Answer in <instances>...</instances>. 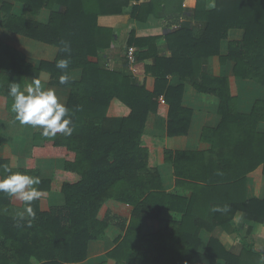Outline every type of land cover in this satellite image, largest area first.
<instances>
[{"label":"trees","instance_id":"trees-1","mask_svg":"<svg viewBox=\"0 0 264 264\" xmlns=\"http://www.w3.org/2000/svg\"><path fill=\"white\" fill-rule=\"evenodd\" d=\"M134 1V19L154 16L173 26L166 34L172 55H160L157 37H137L132 31L123 57L129 64L128 49H136L131 74L91 59L114 40V31L100 26L99 17L122 14ZM43 9L50 11L45 23L38 20ZM183 13V0H0L2 28L58 48L55 61L35 66L24 53L0 42V93L12 100L11 83L22 86L27 77L47 71L52 85L70 89L65 106L73 127L70 136L44 137L42 129L35 134L46 141L49 156L64 159L50 180L41 178L35 153L22 169L0 159L1 178L10 174L4 171L7 166L13 173L38 177L35 187L41 191L52 190L56 182L65 198L61 206L34 200L35 219L29 227L26 220L14 219L22 209L0 192V264H87L101 251L111 224L124 231L105 254L116 264H259L262 253L250 238H244L239 254L215 236L201 252L200 233L217 228L233 232L238 211L250 221L264 222V199L246 196L247 175L264 167V135L258 131L264 101H257L250 114L240 113L229 78L204 70L208 58L219 56L221 64L233 62L236 77L264 86V0H196L192 17L181 20ZM232 29L243 30L244 36L230 41L224 56L221 45ZM61 42L70 52L60 50ZM60 59L70 61L65 84L59 82ZM74 69L82 72L79 80L70 78ZM143 73L155 78L153 91L136 78ZM170 76L218 98L222 119L218 127L203 131L202 138L211 143L208 151L165 149L177 182V189L168 192L157 163L165 139L148 136L145 129L154 113L168 119L169 137L189 132L193 112L182 104L184 84L170 85ZM109 118L119 120L118 129H105ZM109 200L131 206L130 219L112 212L100 219Z\"/></svg>","mask_w":264,"mask_h":264},{"label":"crops","instance_id":"crops-1","mask_svg":"<svg viewBox=\"0 0 264 264\" xmlns=\"http://www.w3.org/2000/svg\"><path fill=\"white\" fill-rule=\"evenodd\" d=\"M144 1V0H141ZM137 2H132L122 14L102 15L99 17V25L105 28H111L114 31V40L112 45L100 52L98 57L91 60L99 62L101 65L114 70H126L134 73V66L126 64L123 57L126 54L129 35L132 31L137 37H157V44L160 47V55L170 57L172 52L168 49L166 34L173 28L167 23L154 16H150L147 21H138L132 17V8ZM196 7V0H183L184 13L181 20L192 17ZM50 11L43 9L38 15V20L42 23L48 21ZM244 31L241 29H232L229 32V38L224 40L221 45V54L227 55L230 41L241 40ZM0 42L11 46L24 53L35 66L41 62H53L58 55V48L26 36L14 33L0 26ZM39 42V44L37 43ZM149 62H152L151 60ZM204 70L212 75L225 76L229 78L231 94L237 100L238 111L242 114H250L257 101H264V86L240 77L233 73V62L228 61L221 64L219 56L208 58L204 63ZM81 70L71 71L70 78L79 80ZM136 78L146 85L150 91L154 90L155 78L150 74L136 75ZM34 79L41 81L42 88L53 90L58 101L67 104L70 89L68 87L54 86L51 84V76L47 71H42L38 77L29 76L25 79L21 89L32 84ZM169 84L177 86L184 84V94L182 104L193 112L190 129L184 136H168V119L158 114L150 113L145 132L148 136L161 137L165 139V148L158 149L157 163L162 178V184L165 191H174L176 187V176L174 165L165 160V149L171 151H208L211 143L202 138L205 128H216L221 123V117L218 113L219 99L208 94L200 93L191 84L180 79L178 76H170ZM13 99L0 93V159H8L10 166L14 169L27 167L28 161L37 154L36 165L43 180L53 178L56 170L62 169L64 159L61 157L49 156L45 150L46 141L37 140L35 134L41 129L30 125H21L15 120V113L12 111ZM105 129L116 130L119 126L117 118H109L103 122ZM258 131L264 135V122L258 124ZM1 178V177H0ZM58 184L52 185V190L41 191L39 200L48 206H61L65 203L64 195L61 193ZM190 195V191H188ZM246 196L248 199H264V167L259 166L249 173L246 177ZM12 203L24 209V205L12 197ZM107 212H112L123 219L129 220L132 214V207L113 200H109L102 207L99 213L100 219H104ZM234 231L228 232L222 228H217L213 232L202 230L200 233L201 245L200 251L204 252L211 237H217L224 247L239 254L242 250L244 238H250L256 249L262 253L259 264H264V222H253L246 218L242 211H238L233 220ZM124 235V231L116 224H111L106 230L105 241L98 254L89 257L87 264L102 262L106 260L107 264H116L115 260L107 259L105 254L112 250L116 241ZM38 264V263H35ZM83 264V263H66ZM218 264H224L219 261Z\"/></svg>","mask_w":264,"mask_h":264},{"label":"clouds","instance_id":"clouds-1","mask_svg":"<svg viewBox=\"0 0 264 264\" xmlns=\"http://www.w3.org/2000/svg\"><path fill=\"white\" fill-rule=\"evenodd\" d=\"M214 2L209 7H214ZM62 52H70L69 46L65 42H61ZM69 59H60L56 63V67L62 70L59 82L65 84L69 81V75L66 69L69 67ZM9 95L13 98L12 111L15 113V120L21 125H30L42 129L41 135L44 137H55L57 133L70 136L73 132L71 127V118L69 117V109L61 102L53 90H45L42 88L41 81L34 79L32 84L21 89L19 83H11L9 87ZM4 171L10 173L0 178V192L14 197L17 201L25 205L24 209L18 211L14 219L18 221H27V226L31 227L32 221L35 219V212L31 207V203L41 197L42 193L36 185H39L38 177L27 174L13 173L12 169L4 166ZM214 211H220L214 208Z\"/></svg>","mask_w":264,"mask_h":264},{"label":"built area","instance_id":"built-area-1","mask_svg":"<svg viewBox=\"0 0 264 264\" xmlns=\"http://www.w3.org/2000/svg\"><path fill=\"white\" fill-rule=\"evenodd\" d=\"M127 57L129 60V64L132 67L134 65V63L136 62V49L134 47H130L128 49ZM160 100L163 101L164 100L163 97H161Z\"/></svg>","mask_w":264,"mask_h":264},{"label":"rangeland","instance_id":"rangeland-1","mask_svg":"<svg viewBox=\"0 0 264 264\" xmlns=\"http://www.w3.org/2000/svg\"><path fill=\"white\" fill-rule=\"evenodd\" d=\"M39 44V42H37Z\"/></svg>","mask_w":264,"mask_h":264}]
</instances>
